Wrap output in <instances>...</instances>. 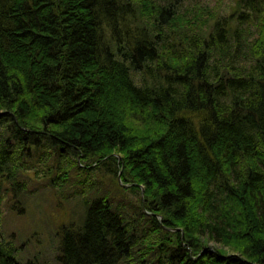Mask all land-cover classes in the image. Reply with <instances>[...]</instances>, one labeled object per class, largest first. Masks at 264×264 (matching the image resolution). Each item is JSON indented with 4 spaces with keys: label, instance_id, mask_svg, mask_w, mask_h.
I'll list each match as a JSON object with an SVG mask.
<instances>
[{
    "label": "trees",
    "instance_id": "16d2710c",
    "mask_svg": "<svg viewBox=\"0 0 264 264\" xmlns=\"http://www.w3.org/2000/svg\"><path fill=\"white\" fill-rule=\"evenodd\" d=\"M182 9L0 0V264L31 173L82 207L59 264H264V0Z\"/></svg>",
    "mask_w": 264,
    "mask_h": 264
},
{
    "label": "rangeland",
    "instance_id": "374dc122",
    "mask_svg": "<svg viewBox=\"0 0 264 264\" xmlns=\"http://www.w3.org/2000/svg\"><path fill=\"white\" fill-rule=\"evenodd\" d=\"M159 5H167L176 2L180 8H194L207 6L220 11L222 15H230L236 8V0H155ZM182 9V10H183ZM35 173L29 175L30 186H28L30 200L27 202V212L21 218L6 215L9 222L6 224V236L13 232L17 235L19 245H27V254L38 255L41 259L39 264H59L57 260V247L59 228L65 224L76 221L82 214L80 201L76 198L71 200H57L48 186L45 188L42 181L34 180ZM41 188H44L43 190ZM81 191L78 187L72 188L70 193ZM82 192V191H81ZM118 193V191H116ZM74 217V218H71ZM207 242V241H205ZM208 248L222 250L227 256L231 255L229 249L214 241L207 242ZM24 248V247H23ZM29 257H26V261ZM34 261V260H33ZM23 263V264H25ZM31 264H34L31 262Z\"/></svg>",
    "mask_w": 264,
    "mask_h": 264
},
{
    "label": "water",
    "instance_id": "95a60500",
    "mask_svg": "<svg viewBox=\"0 0 264 264\" xmlns=\"http://www.w3.org/2000/svg\"><path fill=\"white\" fill-rule=\"evenodd\" d=\"M121 183V182H120Z\"/></svg>",
    "mask_w": 264,
    "mask_h": 264
}]
</instances>
